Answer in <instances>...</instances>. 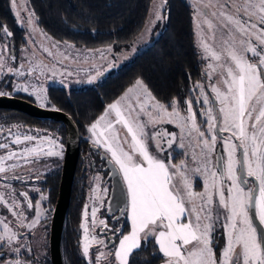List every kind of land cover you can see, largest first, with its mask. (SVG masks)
Returning a JSON list of instances; mask_svg holds the SVG:
<instances>
[{
    "label": "snow or ice",
    "instance_id": "1",
    "mask_svg": "<svg viewBox=\"0 0 264 264\" xmlns=\"http://www.w3.org/2000/svg\"><path fill=\"white\" fill-rule=\"evenodd\" d=\"M12 3L15 6V0ZM203 8L199 26H207L210 41L203 43L209 83L207 89L201 82L194 85L197 98L186 100L187 115L181 116L175 100L168 106L156 101L137 80L89 127L96 137L94 143L110 154L109 162L122 178V195L130 210V233L121 232L118 245L112 241L114 252L101 253L103 257L114 255L118 264H128V256L148 237L154 238L167 258L166 264H264V0H204ZM33 15L30 13L29 23ZM161 18L158 9L155 19ZM3 31L12 35L6 26ZM53 47L58 48V44ZM6 50L7 45L0 48V74L6 68L14 76H25L47 67L42 63L27 70L23 64L13 67L4 58ZM44 50L54 55L50 49ZM8 59L15 62L14 55ZM136 89H141L143 96L137 95L133 101L130 94ZM16 90L29 92L20 85ZM194 102L201 106L207 132L197 121ZM113 113L115 119H108ZM159 123L175 124L180 129L179 138L163 129L148 130ZM13 128L19 126L0 127V187L12 189L7 194L0 191V207L7 208L19 223L0 221V250L7 246L19 254L21 247L27 246L18 229L31 230L40 224V201L46 197L41 194L34 205L27 191L15 194L9 181L23 183L19 169L35 172L32 165L43 157L61 156L63 146L55 139L21 134ZM33 141L37 143L29 146ZM177 143L192 166L188 160L172 164L171 153L164 158L156 154L175 151ZM194 177L203 178V191L194 189ZM25 203L26 207L22 206ZM30 210L34 216L27 215ZM96 213L93 207V227ZM99 224L108 227L103 219ZM217 226L223 228L225 237L219 259L212 247ZM84 231L88 232L87 223ZM83 251L89 253L87 242ZM15 264L22 262L17 259Z\"/></svg>",
    "mask_w": 264,
    "mask_h": 264
},
{
    "label": "trees",
    "instance_id": "2",
    "mask_svg": "<svg viewBox=\"0 0 264 264\" xmlns=\"http://www.w3.org/2000/svg\"><path fill=\"white\" fill-rule=\"evenodd\" d=\"M150 3L151 0H28L35 23L44 34L91 50L132 44L144 27ZM164 5L165 24L161 33L115 73L105 75L95 86L82 90L49 89V106L72 118L83 147L89 143L86 138L88 125L137 80L143 82L155 100L165 106L175 100L180 110L186 107V100H194V85L197 82L205 84L189 4L166 0ZM16 41L23 43V35H17ZM61 127L64 136L65 127L63 124ZM78 170L79 176L84 178L85 173ZM77 183L75 192L80 190ZM79 207L80 204L67 207L70 225L78 222ZM150 252L145 255L144 264L159 261L153 246Z\"/></svg>",
    "mask_w": 264,
    "mask_h": 264
},
{
    "label": "flooded vegetation",
    "instance_id": "3",
    "mask_svg": "<svg viewBox=\"0 0 264 264\" xmlns=\"http://www.w3.org/2000/svg\"><path fill=\"white\" fill-rule=\"evenodd\" d=\"M24 4L25 6L27 5L28 10L31 11L29 8L28 0H15V6L13 5L12 0H0V43L4 46L7 45V47L11 50L12 48L15 50V62L18 61L17 58L19 51L25 44V30L23 25L19 23V18L26 13ZM17 13H19V16L17 15ZM5 26L7 27L8 31L12 33L10 37L7 36L3 31V27ZM17 35H23V43L17 44ZM13 77L14 75L0 77V92L6 93L5 95H0V98H17L35 105L34 102H32L30 99H25V96H23V94L16 90V85L14 84V81H12ZM45 109L50 110L55 108L48 106ZM1 126L5 128L11 126H19L18 129L13 128V131H19L21 134H30L31 130L33 134H37L40 137H43L44 134H52L54 135V139L57 140L58 144L65 147V128L64 136H62V127L60 122L54 121L52 119H37L27 114L25 115L24 113L17 110L13 111L9 109H0V127ZM35 143L37 142L33 141L31 142V144H29V146H32ZM43 144L44 148L46 149L45 140L43 141ZM12 147L16 148L17 146L12 145ZM20 147H24V145L22 144L20 145ZM79 150V157L77 159L76 170L74 172L75 176L72 183L73 187L70 194L71 199L68 206L80 204V209L78 210L77 216L78 222L76 223L74 221V224L72 225H70L68 209L66 211L64 224L61 231L62 235L60 239L62 261L63 264H111V261H113V256H107L105 262L103 259L104 257L101 256V253H108L109 251L113 250L114 246L112 244V241L114 240L117 245L118 240L121 236V232L123 234H128L130 232L128 220L125 217L128 206L126 203V208L123 209V207L121 205L119 206V204L117 203H112V205L110 204V193L112 191V172H110L109 166L106 168V166L108 165V161H110L106 153L103 152V150L99 147L95 148L90 142L86 145V148L83 147L81 143ZM64 153L65 150L62 151L61 156L43 157L39 164L34 165L35 169L37 167H40V172H38V170L36 169L35 172L23 174V183L17 180H14L16 182H13V180L11 182V184L16 187V194L18 195L20 191H27L34 205L37 201H40L41 194L46 197V199L40 201V203L42 204V218L40 224H38L34 229L31 230L27 227L18 229L24 234L23 241L27 247H21L20 253L17 254L15 252V257L12 256L11 258L15 259V261L19 259L22 264L24 261H28L29 264H51L49 245L51 234L50 227L54 212L53 209L58 199L57 196L62 176L61 171L63 167ZM178 158H173L171 160V163L174 164L175 162H179L178 160H180L181 157L178 156ZM95 163H97V165L103 164L101 165V167L105 166L106 174H110L109 183L111 184V186L108 195L109 197L107 199L108 202L104 204L101 210L97 211L95 217L96 226L93 227V217L91 215L92 208H87L86 204L88 197V180L89 176H91L89 172L90 170H93V168L95 167ZM78 169H81L83 171L82 173H85L84 178L83 176H79L80 171ZM36 175L41 176L37 178ZM77 178L80 179L77 180ZM76 181L78 182L77 185L80 189L79 191L77 190V192H75ZM197 183L195 184V188L201 191L202 188L200 189L199 184ZM20 199L21 201H23L22 197H20ZM22 206L26 207V203ZM85 210H87V217H85ZM27 215L34 216V210L28 211ZM101 219L106 221L108 226L106 229L99 224V221ZM14 222L16 224L19 223L16 218H14ZM86 223L88 225L87 233H85L84 231V225ZM36 230H38V232L41 234V239L39 240L41 244H38V242L35 241L33 233ZM86 236L87 241L85 239ZM93 237H98V239L96 238L95 240H93ZM99 241H102L103 243ZM86 242L89 246V253L87 255H85L83 251ZM105 245H107V247H105ZM152 246L154 248V252H156L157 247L153 243L151 238L149 240L142 241L141 248L135 249L131 252L128 259V264H144V262L146 261L145 255H149L151 253L150 250ZM6 247L7 246H5V248ZM159 262L160 261H158L156 264H159Z\"/></svg>",
    "mask_w": 264,
    "mask_h": 264
},
{
    "label": "rangeland",
    "instance_id": "4",
    "mask_svg": "<svg viewBox=\"0 0 264 264\" xmlns=\"http://www.w3.org/2000/svg\"><path fill=\"white\" fill-rule=\"evenodd\" d=\"M165 1L166 0H151L150 3L151 7L148 11L146 17L147 19L144 24V27L142 28L140 35L136 38V40L133 41L132 44L125 47L111 46L106 48H97L94 50L86 49L84 47H77L71 43L69 44L66 42H62L60 40H56L52 38L48 34H44L39 29L37 23H35L36 21L34 15L31 16L32 23L28 22L29 15L30 13L33 12L28 10L27 5L25 6L26 4L25 2L24 7L26 13L19 18V23L23 25L25 30L24 33L25 44L23 45V48L20 49L19 51L17 62L13 63L10 59H8L9 55H14L15 50L13 48L11 50L10 48L7 47V50L4 52V58L7 61V63L13 67L23 64L25 70L29 69L30 67H32V65L37 63H42L47 67L43 68V71L37 70L36 72L25 76H14L12 81H14V84L16 85L15 88H17L18 85L22 87H28L29 92H25V91H19V92L23 94V96H25L24 97L25 99L27 98L30 99L32 102H34L35 105L40 106L42 108H46L49 106L48 89L51 87L57 89L61 88L66 92H69L72 90H82L85 87H89V86H95L103 79L105 75L115 73L118 70V68L121 67V65L130 62V60H132L139 52H141V50L151 45L153 40L158 37V35L163 30V26L165 24V17L163 13L165 9V5H164ZM184 1L187 4H189L192 10V15H191L192 28H194V39H195L196 50L199 53L200 61L203 63V73L205 74L208 71L209 60L205 59L203 43H210V41L206 36L207 26L204 25L203 29L199 26L200 22L204 19V17L200 15L199 12L206 10L203 8L204 0H184ZM158 9L162 16V18L159 20L155 19V15ZM33 40L35 41V43H32ZM53 44H58V48L53 47ZM3 47L4 45L0 43V48ZM45 48L50 49L54 53V55L49 56L47 51L44 50ZM69 73L71 74L69 75ZM1 76H13V75L7 72V69L5 68L3 74H0V77ZM213 79H215V77ZM208 83L209 81L207 80V77L205 75L204 85L206 89ZM135 84L136 82L132 84L131 87L129 88H133ZM127 92L128 90H126L113 102L125 96ZM193 93H194L193 101H195V99L197 98L198 90L196 91L193 90ZM130 95L132 97V100L134 101L137 95L143 96V92L141 89H136V91ZM211 95L212 94L209 90V96L211 97ZM110 104H108V106ZM108 106H106L101 112L98 113L96 119L92 123H94L101 115H103L106 112ZM186 109H187V104L183 110L179 109L181 116L187 115ZM193 110L194 112H196V118L198 115L197 121L198 120L200 121V122L198 121V123H200L201 126L203 127V130L207 132V128L204 127L203 125L204 117L200 115L201 106L194 102ZM169 111H171V109H169ZM108 119L114 120L115 119L114 113L111 114L108 117ZM92 123H90L87 127L86 138L95 148H98V146L94 143L96 137H93L92 133L89 131V127ZM158 129H163L168 132L176 133L177 138H179L180 129L177 128L173 123H159L156 124L154 127L150 126L148 130L151 132ZM30 134L37 135V134H33L31 130H30ZM121 135H123V131ZM43 137L54 139V135L52 134L51 135L44 134ZM45 142L47 149L49 146L47 144V139H45ZM220 147L221 144L220 142H218L216 149L218 150L220 149ZM99 148L106 153V155L110 160V154H108L103 147H99ZM173 148L175 149V151H172V149H167L166 152L163 154L158 152L156 154L158 156H161V158H164L168 156V153H171L173 158L175 157L178 158V156L181 157L180 160H178L179 162H175L174 164H179L182 160H188L189 166H192L190 157L181 155V153L184 150L179 148L178 143L174 144ZM152 149L153 151H155L154 144L152 145ZM63 150H64V146L62 148V151ZM101 165L103 164L97 165V163H95V167L93 168V170H90L89 172L91 176H89V180H88V192H87L88 197H87L86 206L87 208L96 207L97 211L101 210L104 204L108 202L107 199L109 197L108 195L111 186V184L109 183L110 174L109 175L106 174L105 166L101 167ZM31 167H34V165H32ZM107 167L108 165L106 166V168ZM36 169L38 170V172H40V167H37ZM19 172L22 173V175L25 173H29L26 168L19 169ZM36 176L40 177L41 175H36ZM11 182L12 181H9L10 184ZM13 182L16 181L13 180ZM196 183L199 184V188L200 189L202 188L201 191H203V178L194 177V189L196 191H199L198 189L195 188ZM14 189L16 194V187H14ZM104 189H107V191L104 192L103 191ZM0 191L7 194V192L12 191V189H4L3 187H0ZM6 210L7 208L4 209V207H0V221H7L10 225L16 224L14 222V218L11 217L10 213H8ZM125 217L128 220L129 230L131 231L130 210L128 207ZM0 232H2V225H0ZM33 234L35 241H37L38 244H41V242H39V240L41 239L40 238L41 234L38 232V230H36ZM96 238L98 239V237ZM150 238L157 247L156 252L158 253V256L160 258L159 264H166L167 258L164 257L163 254L159 251L158 245L155 243L153 237L142 239V241L149 240ZM224 246H225L224 230L223 228L217 226L216 231L214 232V237L212 239V247L215 250L217 259L220 258L221 249ZM114 251H115V247L113 248V250H111V252ZM14 254L15 251L11 250L10 248L4 247L2 250H0V264H15V259L11 258L12 256L15 257ZM129 256L127 260L129 259ZM103 259L106 262L105 260L106 257H104ZM111 264H118V262H116L115 260L114 255Z\"/></svg>",
    "mask_w": 264,
    "mask_h": 264
},
{
    "label": "water",
    "instance_id": "5",
    "mask_svg": "<svg viewBox=\"0 0 264 264\" xmlns=\"http://www.w3.org/2000/svg\"><path fill=\"white\" fill-rule=\"evenodd\" d=\"M184 2V0H180ZM0 109L17 110L34 118H42L47 120H54L63 124L65 127V153L63 157V167L61 171V180L59 184V192L57 201L54 206L52 216V223L50 227V257L51 264H63L61 256V231L64 224L67 207L70 203V194L72 190V183L75 176L77 159L79 157V148L81 138L79 137L78 127L73 122L72 118L62 111L55 109H45L40 106L33 105L29 102L22 101L17 98L2 97L0 98ZM219 151V149L217 150ZM105 157V156H104ZM110 172H112V191L110 193V204L117 203L125 209L127 199L122 195L123 184L119 177L114 164L108 161Z\"/></svg>",
    "mask_w": 264,
    "mask_h": 264
}]
</instances>
